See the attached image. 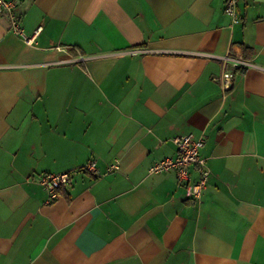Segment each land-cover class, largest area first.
<instances>
[{"label":"crops","instance_id":"crops-1","mask_svg":"<svg viewBox=\"0 0 264 264\" xmlns=\"http://www.w3.org/2000/svg\"><path fill=\"white\" fill-rule=\"evenodd\" d=\"M223 5L15 0L31 43L0 14V264H264V0ZM180 134L205 140L200 202L148 173ZM74 169L46 203L39 174Z\"/></svg>","mask_w":264,"mask_h":264},{"label":"built area","instance_id":"built-area-1","mask_svg":"<svg viewBox=\"0 0 264 264\" xmlns=\"http://www.w3.org/2000/svg\"><path fill=\"white\" fill-rule=\"evenodd\" d=\"M238 1L239 0H224L223 12L230 17L232 24H236L240 21L237 10ZM0 14L7 15L10 21V30L13 33L22 37L27 43H31L34 40L37 31L32 35L26 34L15 10V0H0ZM58 49L63 50L61 46H58ZM221 59L226 66L229 65L231 68L225 67L222 72L214 76L213 79L219 83L223 91H227L231 89L234 84L235 73L233 69L244 67L247 62L245 58L234 55L231 52L221 56ZM204 141V138H194L191 134L174 136L172 142L176 146V155L174 157H164L154 161L148 167V173L174 170L178 182L184 186L186 197L190 200L200 202L202 190L206 186L210 174L205 159L199 154ZM190 166H194L198 173V177L194 181H191L188 173ZM110 167L117 168L118 165L115 163ZM80 170L95 175L98 173L94 160L83 165ZM77 171V169H74L63 172H44L39 174L37 181L46 192V203H50L58 197L59 190L66 187L71 182L73 174Z\"/></svg>","mask_w":264,"mask_h":264}]
</instances>
